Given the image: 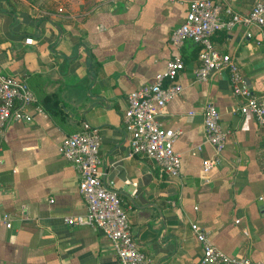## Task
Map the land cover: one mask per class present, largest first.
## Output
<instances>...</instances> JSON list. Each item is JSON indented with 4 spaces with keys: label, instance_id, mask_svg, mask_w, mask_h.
Segmentation results:
<instances>
[{
    "label": "crops",
    "instance_id": "1",
    "mask_svg": "<svg viewBox=\"0 0 264 264\" xmlns=\"http://www.w3.org/2000/svg\"><path fill=\"white\" fill-rule=\"evenodd\" d=\"M188 1L0 0V70L23 78L40 101L53 95L59 107L55 115L29 109L31 121L14 120L5 129L0 214H9L11 227L0 224V264H117L99 229L63 221L86 213L77 174L59 150L83 125L98 129L99 170L147 264H203L190 222L224 254L264 264V133L238 112L225 71L196 81L198 45L171 43ZM256 1L264 5L232 0V6L244 14ZM251 31L246 37L235 25L210 39L232 55L249 89L264 95V25ZM174 56L183 62L182 89L156 117L176 131L179 172L170 176L130 152L122 114L126 93L152 82ZM207 101L226 135L220 162L203 173L201 160L212 155L201 118Z\"/></svg>",
    "mask_w": 264,
    "mask_h": 264
},
{
    "label": "built area",
    "instance_id": "2",
    "mask_svg": "<svg viewBox=\"0 0 264 264\" xmlns=\"http://www.w3.org/2000/svg\"><path fill=\"white\" fill-rule=\"evenodd\" d=\"M235 25L244 28L246 37L252 35L253 28L261 30L264 25V5L256 1L247 13L241 14L233 9L232 0H189L183 21L169 38L176 46L185 40L198 45L197 65L192 71L196 81H204L211 72L225 71L231 94L238 101V112L244 117L253 118L264 133V95H256L249 89L232 55L217 50L210 39L216 31L227 30ZM31 41V38L24 39L25 43ZM182 68L183 62L179 56L168 59L164 69L154 75L152 82L126 93V106L122 114L130 152L152 160L170 176H177L179 172V156L172 147L176 131L162 127L156 117L165 103L181 91L177 76ZM29 109L39 114L45 113L23 78L0 70V151L8 124L14 120L31 121ZM201 118L204 140L212 150L210 157L201 160V171L206 173L221 160L226 132L219 126V114L212 102L204 103ZM99 142L98 129L85 125L61 140L59 150L77 174V190L86 208L84 215L65 216L63 221L69 226L99 229L109 240L117 264H147L145 254L131 236L125 208L116 192L103 180V173L99 170ZM238 222L239 219H234V223ZM0 224L6 229L11 227L8 213L0 214ZM189 227L200 244L201 263L260 264L252 262L247 255L224 254L210 243L205 232L195 222H190ZM241 233L247 235L246 229H242Z\"/></svg>",
    "mask_w": 264,
    "mask_h": 264
},
{
    "label": "trees",
    "instance_id": "3",
    "mask_svg": "<svg viewBox=\"0 0 264 264\" xmlns=\"http://www.w3.org/2000/svg\"><path fill=\"white\" fill-rule=\"evenodd\" d=\"M37 103L41 106L43 111L47 114L49 113L50 115H55L59 112L57 100L53 95H46L42 98L41 101L37 99ZM82 128H83V126L76 131H79ZM76 131H74V132H76Z\"/></svg>",
    "mask_w": 264,
    "mask_h": 264
},
{
    "label": "water",
    "instance_id": "4",
    "mask_svg": "<svg viewBox=\"0 0 264 264\" xmlns=\"http://www.w3.org/2000/svg\"><path fill=\"white\" fill-rule=\"evenodd\" d=\"M243 80H244L245 84L249 87V83H248V81L245 80L244 78H243Z\"/></svg>",
    "mask_w": 264,
    "mask_h": 264
}]
</instances>
